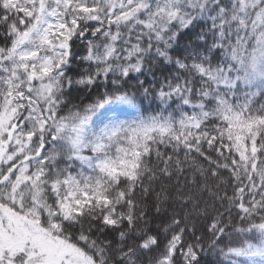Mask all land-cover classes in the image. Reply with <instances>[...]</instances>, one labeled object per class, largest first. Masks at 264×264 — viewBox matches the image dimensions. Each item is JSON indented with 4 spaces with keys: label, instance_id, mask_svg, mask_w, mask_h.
I'll list each match as a JSON object with an SVG mask.
<instances>
[{
    "label": "snow or ice",
    "instance_id": "obj_1",
    "mask_svg": "<svg viewBox=\"0 0 264 264\" xmlns=\"http://www.w3.org/2000/svg\"><path fill=\"white\" fill-rule=\"evenodd\" d=\"M0 264H264V0H0Z\"/></svg>",
    "mask_w": 264,
    "mask_h": 264
},
{
    "label": "trees",
    "instance_id": "obj_2",
    "mask_svg": "<svg viewBox=\"0 0 264 264\" xmlns=\"http://www.w3.org/2000/svg\"><path fill=\"white\" fill-rule=\"evenodd\" d=\"M188 39H189V37H188V35H186V36L181 40V45L187 43V42H188ZM82 67H84V66H82Z\"/></svg>",
    "mask_w": 264,
    "mask_h": 264
}]
</instances>
